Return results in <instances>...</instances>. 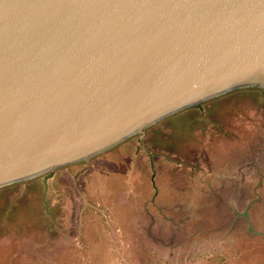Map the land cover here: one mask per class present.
Masks as SVG:
<instances>
[{
  "label": "water",
  "instance_id": "water-1",
  "mask_svg": "<svg viewBox=\"0 0 264 264\" xmlns=\"http://www.w3.org/2000/svg\"><path fill=\"white\" fill-rule=\"evenodd\" d=\"M248 90L264 92V0H0V189ZM251 206L237 216L264 238Z\"/></svg>",
  "mask_w": 264,
  "mask_h": 264
},
{
  "label": "rangeland",
  "instance_id": "rangeland-1",
  "mask_svg": "<svg viewBox=\"0 0 264 264\" xmlns=\"http://www.w3.org/2000/svg\"><path fill=\"white\" fill-rule=\"evenodd\" d=\"M250 203L264 232L260 90L169 118L91 163L0 189V264H264V238L244 219L234 226V211Z\"/></svg>",
  "mask_w": 264,
  "mask_h": 264
},
{
  "label": "crops",
  "instance_id": "crops-1",
  "mask_svg": "<svg viewBox=\"0 0 264 264\" xmlns=\"http://www.w3.org/2000/svg\"><path fill=\"white\" fill-rule=\"evenodd\" d=\"M158 197H159V196H158ZM154 199H155V198H154ZM154 199H153V200H154ZM153 203H155V200L153 201ZM154 205H155V204H154ZM187 206H188V204H187ZM198 212H199V211H198ZM237 212H238V211H235V212H234V213L236 214V215H235V219H234V223H235L234 226H238V227H239L238 224L240 223V220H241V219H244V218H241V217L239 218V217L237 216ZM233 218H234V217H233Z\"/></svg>",
  "mask_w": 264,
  "mask_h": 264
},
{
  "label": "flooded vegetation",
  "instance_id": "flooded-vegetation-1",
  "mask_svg": "<svg viewBox=\"0 0 264 264\" xmlns=\"http://www.w3.org/2000/svg\"><path fill=\"white\" fill-rule=\"evenodd\" d=\"M246 165V164H245ZM218 200H219V196L217 197V202H218ZM179 206H181V205H179ZM214 207H216V209L218 208L217 206H216V204H215V206ZM204 208H207V205L204 207ZM165 209L168 211V210H170V207L169 206H166L165 207ZM181 209V208H180ZM202 211V210H201ZM201 211H200V213H201ZM235 212V211H234ZM234 215H236L235 213H234ZM245 220V219H244Z\"/></svg>",
  "mask_w": 264,
  "mask_h": 264
}]
</instances>
